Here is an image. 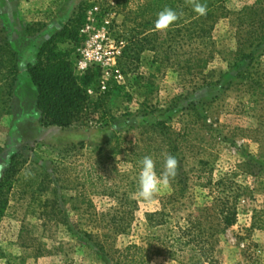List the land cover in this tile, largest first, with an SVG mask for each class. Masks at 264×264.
<instances>
[{
	"label": "rangeland",
	"instance_id": "obj_1",
	"mask_svg": "<svg viewBox=\"0 0 264 264\" xmlns=\"http://www.w3.org/2000/svg\"><path fill=\"white\" fill-rule=\"evenodd\" d=\"M116 1L0 0V264H121L129 244L145 250L134 254L139 264H188L184 252L198 241L203 257L193 264H264V43L243 60L237 26L221 17L209 55H189L187 38L159 55L152 47L162 38L123 55L132 36L154 26L127 18ZM258 3L224 6L236 12ZM76 22L75 38L58 41L73 73L83 74L75 62L91 38L114 65L102 67L108 74L100 68L69 126H47L27 68L51 35L64 27L73 33ZM194 58L206 59L205 67H194ZM158 120L161 130L149 127ZM138 141L143 155L152 147L158 176L168 155L178 161L151 201L136 195L140 170L127 149ZM228 172L239 189L236 221L226 226L214 183ZM187 227L184 239L195 241L173 245Z\"/></svg>",
	"mask_w": 264,
	"mask_h": 264
},
{
	"label": "trees",
	"instance_id": "obj_2",
	"mask_svg": "<svg viewBox=\"0 0 264 264\" xmlns=\"http://www.w3.org/2000/svg\"><path fill=\"white\" fill-rule=\"evenodd\" d=\"M205 3L207 12L201 16L194 11V3ZM225 0H117L116 6L122 11L126 12L127 18L132 21H139L142 24H153L157 18V14L165 8H170L178 14V20L174 22L167 30H157L152 27L148 30L141 31L143 34L134 35L129 39L130 45L126 46L123 55H128L131 52L139 53L145 44L150 45L155 39L162 38L159 43L154 45V54L159 55L167 50L173 48L176 44L178 48H182V39H188V46L190 47L189 55H209V49L212 46V31L218 19L224 17L232 26H237V55H241L243 60L252 58L254 55V47L263 45L264 43V23L261 19L260 13L262 8L258 7L259 4L263 5L264 0H260L258 5L244 6L238 11L230 12L224 6ZM262 3V4H261ZM74 27L72 33L67 27H64L60 32L51 35L37 50L36 57L37 63L29 65L27 72L32 86L35 88V105L41 112L43 123L47 126L54 125L59 127L69 126L74 117L82 109V105L86 99V88L92 84L99 76V67H91L87 69L81 76H76L73 73L72 64L68 59V55L58 49L59 38L73 39L77 34L79 24ZM80 23V22H79ZM259 26V27H258ZM244 27H247L244 28ZM261 31V32H260ZM74 36V37H73ZM73 37V38H72ZM169 41V42H168ZM143 44V45H142ZM3 51L7 55L8 61L12 62L15 53L11 50L10 46L3 44ZM246 49H249L248 51ZM192 64L196 68L205 67L207 60L202 58H194ZM16 65L8 68L10 75V83L7 95L10 97L14 87ZM9 75H4V83L8 81ZM246 79L243 73H238V77ZM253 82L250 87H254ZM164 125V120H158L150 123L154 130H161ZM152 148V147H151ZM148 147L146 154L138 152L139 141L134 146L129 147L127 150L131 153L138 170H140L138 162L145 156H151V150ZM236 172H228L218 179L214 186L218 189V194H222V222L226 226L234 224L236 221V211L234 206V198L238 192L239 185L236 183L234 177ZM1 186V184H0ZM2 189L0 188V193ZM39 202V200H37ZM1 206V203H0ZM264 214V211H263ZM155 214H148V217H153ZM162 222L157 223L161 225ZM191 227L179 228L178 234L173 235L170 241L173 245L188 246L194 239H184L185 236L190 234ZM199 242V241H198ZM197 242L196 250L190 247L186 248L185 255L188 254L186 262L193 264L194 259L199 260L203 257L204 247ZM133 250V254L130 251ZM182 250V249H180ZM145 251L143 247L136 244H129L124 247L119 255L124 259L121 264H133L138 262L134 254L142 253ZM140 258V257H139ZM142 258V257H141ZM140 258V259H141Z\"/></svg>",
	"mask_w": 264,
	"mask_h": 264
},
{
	"label": "clouds",
	"instance_id": "obj_3",
	"mask_svg": "<svg viewBox=\"0 0 264 264\" xmlns=\"http://www.w3.org/2000/svg\"><path fill=\"white\" fill-rule=\"evenodd\" d=\"M194 11L203 16L207 12V6L205 3L196 2L194 3ZM178 18L176 11L165 8L157 14L154 27L157 30H167ZM138 164L140 172L136 195L144 201H151L162 186H167L169 178L176 175L178 161L174 156L168 155L164 163V172L160 176L155 171V164L151 157H143Z\"/></svg>",
	"mask_w": 264,
	"mask_h": 264
},
{
	"label": "built area",
	"instance_id": "obj_4",
	"mask_svg": "<svg viewBox=\"0 0 264 264\" xmlns=\"http://www.w3.org/2000/svg\"><path fill=\"white\" fill-rule=\"evenodd\" d=\"M88 47H84L80 54L77 55L75 68L79 73H84L87 69L98 66L101 68V72L108 74L107 69H102L104 66H113L114 64L109 63L110 61H114L115 57L113 55H103L101 53V42H96L92 38L87 42ZM106 88V84L104 81L100 83V89L104 90Z\"/></svg>",
	"mask_w": 264,
	"mask_h": 264
}]
</instances>
